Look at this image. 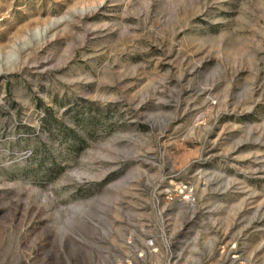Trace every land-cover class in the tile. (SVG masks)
<instances>
[{"label":"rangeland","instance_id":"374dc122","mask_svg":"<svg viewBox=\"0 0 264 264\" xmlns=\"http://www.w3.org/2000/svg\"><path fill=\"white\" fill-rule=\"evenodd\" d=\"M233 252L264 264V0H0V264Z\"/></svg>","mask_w":264,"mask_h":264},{"label":"built area","instance_id":"2783aa9c","mask_svg":"<svg viewBox=\"0 0 264 264\" xmlns=\"http://www.w3.org/2000/svg\"><path fill=\"white\" fill-rule=\"evenodd\" d=\"M149 244L153 245L154 244L153 240H150ZM231 264H246V262L245 260H241V256L239 253L233 252L231 254Z\"/></svg>","mask_w":264,"mask_h":264}]
</instances>
